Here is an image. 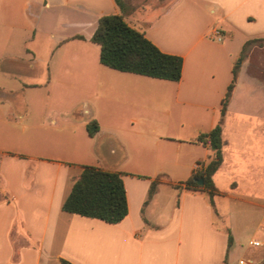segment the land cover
<instances>
[{"label": "crops", "instance_id": "0c3cea01", "mask_svg": "<svg viewBox=\"0 0 264 264\" xmlns=\"http://www.w3.org/2000/svg\"><path fill=\"white\" fill-rule=\"evenodd\" d=\"M128 4L124 16L128 25L161 52L181 58L177 82L119 72L99 63V47L89 38L100 16L120 13L113 0H0L2 73L15 70L16 74L4 73L16 78L24 67H39L40 85L54 93L67 87V93L100 99L103 117L97 132L87 133L91 142L82 155L73 151L53 157H0V264H241L246 258L259 264L264 244L254 247L249 241L264 242L260 237L264 199L256 198L264 194L251 192L246 202L262 218L254 223L256 234L243 248V224L238 218L222 208L217 215L205 192L174 185L200 171L211 155L209 147L195 138L218 122L239 61L223 119L225 143L242 80L245 74L254 79L239 56L247 40L264 38V0H146L142 4L128 0ZM212 29L220 31V41L210 37ZM40 85L22 83L20 96ZM0 91L4 94L0 102L18 93ZM93 110L84 113L97 118ZM155 114L166 118L159 128L149 120ZM76 127L63 125L55 131L70 136L77 133ZM251 128L261 145L248 162L247 181L257 189L260 183L264 186V135L258 125ZM142 152L148 159L145 165L128 163ZM225 164L222 149V164L212 177L217 191L214 202L235 199V181L220 185ZM84 166L120 173L127 204L120 222L62 211ZM154 182V192L147 198ZM216 215L220 223L215 222Z\"/></svg>", "mask_w": 264, "mask_h": 264}, {"label": "rangeland", "instance_id": "374dc122", "mask_svg": "<svg viewBox=\"0 0 264 264\" xmlns=\"http://www.w3.org/2000/svg\"><path fill=\"white\" fill-rule=\"evenodd\" d=\"M133 1L136 4H142L146 0ZM1 51L0 49V55H3L4 52ZM42 54L43 52L39 55ZM243 60L246 62L248 73L254 79L245 74L239 94L232 104L233 116L228 119L229 127L224 135L225 143L222 148L226 164L220 180L222 187H225L226 181L230 179L237 183L236 190L232 191L235 199L223 198L214 202L213 197L212 202L215 203L217 215L220 214L219 210L222 208L243 224L242 246L244 248L247 246L248 239L256 234L254 223L262 218V214L253 210L246 202L251 192L264 194V186L261 183L257 189H254L247 181L248 162L261 145L260 138L252 132L251 127L258 125L259 128H263L264 135V41L248 47ZM238 63L239 61L236 62ZM4 65H6L5 61H3L2 69H5ZM5 70L2 73L0 67V88L6 92L18 93L15 94L16 96L9 95L10 97L0 102V157L3 154L18 157L30 155L53 157V154H69L73 151L78 156L86 152L91 139L87 137L86 125L83 126L80 122L84 121L86 124L90 120L96 123L101 122L103 119L102 101L94 98L88 100L87 95L81 93H67V87L62 92L58 89L57 93H54L52 89L48 90L39 84L42 81V69L39 67L33 69L24 67L19 70L21 74L19 72L16 78L6 76ZM6 71L16 74L12 69ZM22 83L40 86L26 89L21 92L22 96H20ZM84 109H89V111L94 109L97 118L86 115ZM149 120L154 127H158L165 122L166 118L161 114H155ZM63 125H76L77 133L70 136L57 133L56 128ZM247 146L250 151L247 150ZM144 155L145 153L142 152L140 156L129 159L128 163L137 164V166L145 165L148 159ZM157 155L159 158L156 156V160L161 158L159 153ZM256 198L264 199L263 196H256ZM217 215L215 222L220 223ZM260 237H264V234L261 233ZM263 261L264 253L259 264Z\"/></svg>", "mask_w": 264, "mask_h": 264}, {"label": "trees", "instance_id": "16d2710c", "mask_svg": "<svg viewBox=\"0 0 264 264\" xmlns=\"http://www.w3.org/2000/svg\"><path fill=\"white\" fill-rule=\"evenodd\" d=\"M113 1L120 13L100 16L89 38L90 42L99 47V63L119 72L177 82L181 77V58L161 52L142 32L128 25L124 20L130 9L128 0ZM76 38L83 39L81 36ZM263 41L264 38L247 40L242 46L239 60L243 61L248 47ZM239 67L237 64L234 65L232 80L221 102L218 122L212 129L197 134L195 138L197 143L209 147L211 155L200 171L174 185L176 189L183 187L188 191L205 192L211 205L212 198L217 192L212 177L222 164L224 114L236 85ZM2 96L4 94L0 91V97ZM86 129L88 135L93 136L98 130V125L94 120H90L86 124ZM199 180L203 182L201 185L198 184ZM154 188L155 182L152 183L147 198L151 197ZM61 208L66 213L106 223L120 222L127 214L125 190L120 173L84 166L82 172L74 179ZM61 263L68 264L65 261Z\"/></svg>", "mask_w": 264, "mask_h": 264}, {"label": "built area", "instance_id": "2783aa9c", "mask_svg": "<svg viewBox=\"0 0 264 264\" xmlns=\"http://www.w3.org/2000/svg\"><path fill=\"white\" fill-rule=\"evenodd\" d=\"M214 38L217 41H220L222 39V34L218 29H212L210 32V37ZM264 244L263 241H256V240H250L249 245L254 246V247H259ZM241 264H255L254 260H249V259H242L240 261Z\"/></svg>", "mask_w": 264, "mask_h": 264}, {"label": "water", "instance_id": "95a60500", "mask_svg": "<svg viewBox=\"0 0 264 264\" xmlns=\"http://www.w3.org/2000/svg\"><path fill=\"white\" fill-rule=\"evenodd\" d=\"M202 183H203L202 180H199V181H198V184L201 185ZM261 264H264V261H263Z\"/></svg>", "mask_w": 264, "mask_h": 264}]
</instances>
